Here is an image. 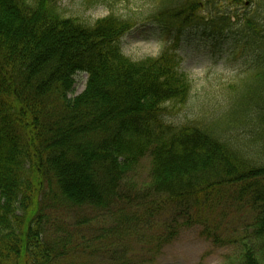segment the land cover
<instances>
[{
    "label": "trees",
    "instance_id": "16d2710c",
    "mask_svg": "<svg viewBox=\"0 0 264 264\" xmlns=\"http://www.w3.org/2000/svg\"><path fill=\"white\" fill-rule=\"evenodd\" d=\"M219 1H155L165 29L229 31L253 56L230 112L178 126L168 117L191 83L177 44L132 61L120 41L133 18L88 24L51 0H0V264H155L193 223L238 251L229 264H264V165L250 158L264 155V0H227L253 8L242 23ZM227 200L249 216L242 237L212 219Z\"/></svg>",
    "mask_w": 264,
    "mask_h": 264
},
{
    "label": "rangeland",
    "instance_id": "374dc122",
    "mask_svg": "<svg viewBox=\"0 0 264 264\" xmlns=\"http://www.w3.org/2000/svg\"><path fill=\"white\" fill-rule=\"evenodd\" d=\"M57 4L65 17H76L91 24L97 19L111 13L122 18H133L135 26L122 38V53L132 61H141L147 57L157 56L163 47V37L151 21L156 11V0H51ZM217 5L233 13L241 22L243 16H249L251 6H231L229 1L220 0ZM264 5V1H263ZM203 17L206 15L204 9ZM240 23L233 27V30ZM203 28H188L179 35H172L166 46H172V38L179 39L178 56L181 59L180 71L191 83V92L186 105L168 117L176 125L219 119L230 112L233 101L240 99L243 90L242 81L253 71V56L250 51L242 49L236 42L235 34L227 31L223 36L207 38ZM209 36V34H206ZM170 45V46H169ZM86 75L75 77L74 92L71 96L82 93ZM242 134L241 138L246 140ZM245 143V142H243ZM252 148V147H249ZM247 151V150H246ZM249 151V150H248ZM253 150H251L252 152ZM254 154V152H252ZM249 154V153H248ZM251 155V154H250ZM258 165H264V155L250 157ZM146 161V160H144ZM147 165L143 163L133 176L135 186L145 180ZM231 204V200H227ZM245 209L234 205H218L212 213L213 221L222 226L225 238L242 237L248 232L250 219ZM99 219L102 216H97ZM212 221L209 220V223ZM112 226L111 221H107ZM150 226L140 230L143 238L153 236ZM204 226L193 223L182 228L176 238L164 246L155 264H229V260L238 251L228 244H214L203 235ZM245 230V231H244Z\"/></svg>",
    "mask_w": 264,
    "mask_h": 264
}]
</instances>
